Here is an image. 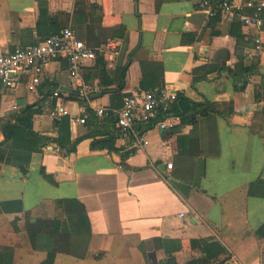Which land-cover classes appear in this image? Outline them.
<instances>
[{
  "label": "crops",
  "instance_id": "1",
  "mask_svg": "<svg viewBox=\"0 0 264 264\" xmlns=\"http://www.w3.org/2000/svg\"><path fill=\"white\" fill-rule=\"evenodd\" d=\"M201 1L0 0V55L68 27L92 48L117 43L114 69L85 65L92 94L84 104L64 59L48 65L38 87L0 85V143L3 125L30 107L34 131L59 138L51 113L62 107L69 112L64 133L76 144L70 154L56 145L33 153L26 175L2 165L0 206L19 204V212L0 215V248L14 249V264L47 260L39 243L55 246L54 222H66L61 200L80 203L90 230L56 246L54 264H205L204 246L213 243L225 254L209 264H264L257 234L264 226V52L248 60L255 31L222 18L207 23ZM241 65L257 69L246 76ZM143 86L175 91L189 121L171 117L166 131H149V145L129 156L116 123L95 109L118 110ZM211 104L222 113L199 107ZM84 108L86 123L73 124ZM113 137V152L98 144ZM37 220L49 225L38 251L28 233Z\"/></svg>",
  "mask_w": 264,
  "mask_h": 264
},
{
  "label": "built area",
  "instance_id": "2",
  "mask_svg": "<svg viewBox=\"0 0 264 264\" xmlns=\"http://www.w3.org/2000/svg\"><path fill=\"white\" fill-rule=\"evenodd\" d=\"M199 11L205 15L207 23L222 18L240 23L244 29L254 30L253 46L246 55L248 60H253L264 52L263 1L203 0L199 4ZM116 56V42L110 41L99 48H92L68 27L58 34L45 38L37 45L1 54L0 85L8 90H15L27 81L32 86L38 87L43 81L48 65L64 59L68 62V71L77 86L79 97L88 102L92 90L83 79L85 65L102 59L107 68L114 69ZM55 97H60V93H55ZM177 100L178 94L167 88L141 91L127 96L120 109L97 108L95 114L98 118L116 120L119 130L118 139L127 144V152L129 156H133L135 152L149 145V131L167 130V123L171 118L169 113ZM83 113L84 118H74L72 123L85 124L88 110L84 108ZM68 116L69 112L62 107H56L51 113L55 121ZM31 121L33 122V119ZM172 167L170 164L169 168Z\"/></svg>",
  "mask_w": 264,
  "mask_h": 264
},
{
  "label": "trees",
  "instance_id": "3",
  "mask_svg": "<svg viewBox=\"0 0 264 264\" xmlns=\"http://www.w3.org/2000/svg\"><path fill=\"white\" fill-rule=\"evenodd\" d=\"M96 65L101 72L106 70V65L102 59H98L96 61ZM240 70L246 76L251 75L257 69L256 65L245 68L241 65ZM233 74V77L238 78V72H230ZM123 76V72L121 71V77ZM203 79V78H200ZM199 81V79L195 80ZM247 83L244 82L241 88L238 90L243 91L246 87ZM143 90L145 91V86H143ZM146 91H155V90H146ZM104 91V93H107ZM120 93V92H118ZM82 104L85 103L84 100L79 98ZM184 99L178 95V100L176 104L172 107L169 115L171 117L181 118L182 124H186L189 119H187V111L183 109ZM123 106V105H122ZM121 106V107H122ZM202 108V111L205 114L208 113H222L219 108L215 105H205L199 106ZM117 109V108H116ZM120 109V108H119ZM35 111L32 107L26 108L23 113H21L17 118L16 122H8L5 123L2 127V134L4 136L3 143H0V173L2 165H8L18 168L24 175L28 173V168L31 162V157L33 153L41 151L43 148L48 147L49 145H56L62 155L70 154L75 151L76 144L71 143L68 139V135H66V129L69 123V119L67 117L61 118L56 121V128L59 130V138H49L39 133H36L33 129L32 119L35 115ZM224 114V113H223ZM113 120L116 123V120ZM162 120V118L160 119ZM159 120V121H160ZM157 122V121H156ZM155 122V123H156ZM154 123V124H155ZM153 124V125H154ZM66 127L65 130L63 127ZM152 128V126H151ZM150 129V128H149ZM115 138H111L110 140H105L98 142L101 144L100 147L107 148L110 151H115L114 148ZM59 206L67 211L65 214L66 222L65 224L61 220H57L54 222L52 238L54 241V247L48 250L47 260L43 264H54L56 255L61 252L60 245H62L65 239L70 238L73 234L84 233L90 230L89 221L84 211L82 213L78 212L77 206L80 203L77 200H61L58 202ZM19 204L18 203H8L0 206V215L2 213H14L19 212ZM82 216V217H80ZM18 219L14 222V229L16 232H19L17 227ZM49 228V225L44 223L42 220H37L35 224L29 225L28 233L31 241L32 247L38 251L37 243L39 239L43 238L44 229ZM259 236H264V226L257 232ZM48 236H46L47 238ZM193 246L202 245V242H192ZM205 245V244H204ZM56 246H59L58 248ZM206 254L207 261L205 264H209L213 259L217 260L222 254H225V249L217 243L207 244L203 249ZM15 261V251L10 247H1L0 248V264H14ZM170 264V263H169ZM189 264H198L196 262H191Z\"/></svg>",
  "mask_w": 264,
  "mask_h": 264
},
{
  "label": "rangeland",
  "instance_id": "4",
  "mask_svg": "<svg viewBox=\"0 0 264 264\" xmlns=\"http://www.w3.org/2000/svg\"><path fill=\"white\" fill-rule=\"evenodd\" d=\"M14 223L11 225V230L13 231V233H17L16 231H15V229H14ZM46 242L45 241H43V242H40L39 243V245H41L42 247L41 248H43V250H42V252H47L48 253V251H46L47 250V248L48 247H46Z\"/></svg>",
  "mask_w": 264,
  "mask_h": 264
},
{
  "label": "water",
  "instance_id": "5",
  "mask_svg": "<svg viewBox=\"0 0 264 264\" xmlns=\"http://www.w3.org/2000/svg\"><path fill=\"white\" fill-rule=\"evenodd\" d=\"M163 132V131H162Z\"/></svg>",
  "mask_w": 264,
  "mask_h": 264
}]
</instances>
